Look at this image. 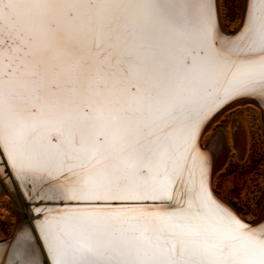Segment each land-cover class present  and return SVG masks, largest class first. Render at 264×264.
Returning a JSON list of instances; mask_svg holds the SVG:
<instances>
[{"label":"snow or ice","instance_id":"6c2138e0","mask_svg":"<svg viewBox=\"0 0 264 264\" xmlns=\"http://www.w3.org/2000/svg\"><path fill=\"white\" fill-rule=\"evenodd\" d=\"M254 145L264 0H0V264H264Z\"/></svg>","mask_w":264,"mask_h":264},{"label":"rangeland","instance_id":"374dc122","mask_svg":"<svg viewBox=\"0 0 264 264\" xmlns=\"http://www.w3.org/2000/svg\"><path fill=\"white\" fill-rule=\"evenodd\" d=\"M235 13H228L225 17V22L229 24L230 28L235 27V23L233 20ZM264 155L261 152L258 146H253V150L251 151V156L259 157ZM230 165H235L234 171L236 175L234 177H230L228 180H221L220 183L222 185V192L227 191L228 188L234 183L235 184V192L230 197L233 202L238 206L243 208L246 203V198L244 193L251 189L253 191V195L248 197L247 199H254L257 203V207L252 208L251 211L255 214L259 210V204L264 202V166L258 167L257 170L251 174H243L247 173L250 169L251 165L247 160L243 164H238L236 160H230ZM5 209L9 211L6 213ZM12 210V212H11ZM17 205L13 200L5 199L2 203H0V238H5L6 235L10 234L12 226L15 223V216ZM252 216H249L248 219H252Z\"/></svg>","mask_w":264,"mask_h":264},{"label":"bare ground","instance_id":"6f19581e","mask_svg":"<svg viewBox=\"0 0 264 264\" xmlns=\"http://www.w3.org/2000/svg\"><path fill=\"white\" fill-rule=\"evenodd\" d=\"M246 155H248V153H246ZM232 157H233V160H235V153H232ZM232 160V159H231ZM6 198L2 195V194H0V203H2L4 200H5ZM8 200H12V199H8ZM11 212H12V210H11ZM16 212H17V210H16ZM13 227V226H12ZM12 230V229H11ZM11 233V232H10ZM0 239H3V238H0Z\"/></svg>","mask_w":264,"mask_h":264}]
</instances>
